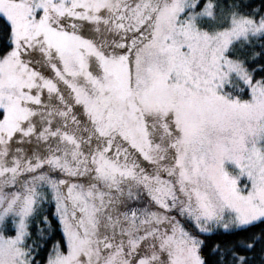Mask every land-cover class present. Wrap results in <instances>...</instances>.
I'll use <instances>...</instances> for the list:
<instances>
[{
  "label": "snow or ice",
  "instance_id": "snow-or-ice-1",
  "mask_svg": "<svg viewBox=\"0 0 264 264\" xmlns=\"http://www.w3.org/2000/svg\"><path fill=\"white\" fill-rule=\"evenodd\" d=\"M0 264H264V0H0Z\"/></svg>",
  "mask_w": 264,
  "mask_h": 264
}]
</instances>
